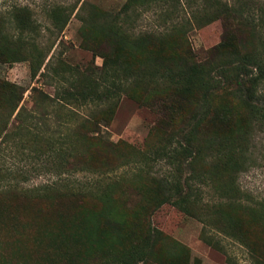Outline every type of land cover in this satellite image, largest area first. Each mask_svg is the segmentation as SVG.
Returning a JSON list of instances; mask_svg holds the SVG:
<instances>
[{
  "label": "trees",
  "instance_id": "obj_1",
  "mask_svg": "<svg viewBox=\"0 0 264 264\" xmlns=\"http://www.w3.org/2000/svg\"><path fill=\"white\" fill-rule=\"evenodd\" d=\"M191 5L192 0H125L118 10L109 11L76 0L67 7L47 8L57 29L47 52L29 35L20 33L16 39L20 47H30L28 56L21 59L30 61L31 76H49L55 81L53 95L31 87L33 104L38 99L77 106L97 104L80 128L96 131L101 121L107 124L123 95L156 109L157 122L148 137L154 149L142 169L152 187L150 200L143 207V231L137 233L142 238L124 252L110 253L107 264H153L148 258L151 217L164 204L196 217L205 232L213 226L221 228L247 248L252 262L264 264V198L245 195L244 200L238 183L249 157L252 130L264 133V91L260 88L264 83V0H236L234 4L202 0ZM138 8L157 10L160 28L135 30ZM12 12L20 32L38 30L40 25L29 6H13ZM71 15L81 21L80 45L99 55L102 63L81 68L57 59V64L67 66L65 75L53 65L52 55L47 56L55 41H62L60 35ZM216 20L222 28L220 41L198 60L189 31ZM1 58L4 60L0 51ZM24 92L21 84L0 78V110L19 114ZM118 147L127 159L145 151L121 140L107 142L97 151L107 155ZM72 160L80 170L91 171L104 170L106 163L105 158L98 161L83 154ZM162 165L164 170H160ZM17 189L14 201L24 198V192ZM112 189L113 184H108L99 193L89 189L84 194L103 204ZM206 189L217 199L206 200ZM17 203L24 208L22 200ZM55 204L54 214L63 221L64 202ZM106 216L109 211L104 206L99 217Z\"/></svg>",
  "mask_w": 264,
  "mask_h": 264
},
{
  "label": "rangeland",
  "instance_id": "obj_2",
  "mask_svg": "<svg viewBox=\"0 0 264 264\" xmlns=\"http://www.w3.org/2000/svg\"><path fill=\"white\" fill-rule=\"evenodd\" d=\"M75 1L0 0V51L5 60L0 59V78L25 88L19 114L0 110V264H107L110 253L124 252L142 238L143 207L150 200L152 188L142 169L154 149L148 137L157 122L156 109L123 95L111 120L107 124L101 121L96 131H88L79 125L90 111H95V102L77 106L38 99L33 104L30 95L32 86L53 95L55 81L49 76H31L30 61L21 59L28 56L30 47H20L17 36L21 33L35 38L47 52L57 30L51 24L47 8L67 7ZM87 1L109 11L118 10L125 2ZM201 2L192 0L191 6ZM23 5L32 10L40 25L37 31L22 33L17 29L12 8ZM137 10L140 15L135 30L160 28L157 10ZM80 25L81 21L71 15L60 35L62 41H55L47 56L52 55L53 65L65 75L68 73L65 64L83 68L102 63L99 55L80 45ZM221 32L219 20L189 31L192 51L198 60L205 58L207 50L220 41ZM32 52L39 55L34 49ZM57 59L65 64H57ZM260 88L264 91V83ZM159 132L162 133L161 129ZM251 134L246 168L238 176L244 200L245 195L264 198V133L253 129ZM118 140L145 151L130 159L123 157L122 147L107 155L97 151L107 142ZM82 154L98 161L105 158L104 170L99 167L95 171L80 170V165H73V157ZM161 168L164 170L165 165ZM108 184H113V192L106 203L84 194L89 189L99 193ZM15 187L24 192V198L18 199L24 202V208L18 200L14 201ZM3 188L14 190L8 192ZM204 197L217 199L208 189ZM61 200L63 221L53 210ZM104 206L109 217L100 218ZM151 221L148 258L153 264H255L247 248L221 228L213 226L205 232L200 220L170 204L156 209Z\"/></svg>",
  "mask_w": 264,
  "mask_h": 264
}]
</instances>
